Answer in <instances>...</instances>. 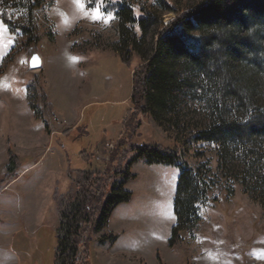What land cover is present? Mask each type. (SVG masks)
I'll use <instances>...</instances> for the list:
<instances>
[{
  "label": "rangeland",
  "instance_id": "374dc122",
  "mask_svg": "<svg viewBox=\"0 0 264 264\" xmlns=\"http://www.w3.org/2000/svg\"><path fill=\"white\" fill-rule=\"evenodd\" d=\"M196 1L170 0L173 10L165 11L158 0H99L95 8L103 18L94 20L88 5L85 14L74 0H47L36 14L34 41L16 27L27 25L24 12H13L14 32L0 19L6 26L0 31V264H54L60 195L63 208L74 204L78 217L85 216L79 252L90 264H264V208L220 171L216 145L192 142L140 116L117 146L127 132L132 75L142 59L134 53L125 62L113 50L118 19L104 6L125 2L136 16L148 9L168 24ZM35 51L43 65L32 70ZM145 143L177 150L180 163L201 168L208 184L207 198L198 203L200 222L180 232L172 247L181 171L143 158L132 163L134 178L125 185L131 200L95 231L99 208L137 154L132 149ZM10 151L20 163L14 174Z\"/></svg>",
  "mask_w": 264,
  "mask_h": 264
},
{
  "label": "trees",
  "instance_id": "16d2710c",
  "mask_svg": "<svg viewBox=\"0 0 264 264\" xmlns=\"http://www.w3.org/2000/svg\"><path fill=\"white\" fill-rule=\"evenodd\" d=\"M158 1L165 11L173 10L170 0ZM46 2L0 0V19L14 32L13 12H24L27 25L16 27L34 41L36 14ZM98 3L88 0L87 5L95 8ZM104 11L118 19L113 50L125 62L134 53L142 59L132 75L127 132L117 146L128 139L132 118L151 116L166 130L190 135L192 142L216 145L220 171L238 180L264 208V0H197L168 24L152 10L143 9L136 16L125 2L106 4ZM45 104L51 108L50 102ZM31 107L38 116V107ZM82 125L84 121L76 129ZM132 150L137 154L99 208L95 231L104 229L118 205L131 200L132 192L125 185L134 178L132 163L143 158L150 165L177 166L181 171L174 201L176 223L169 240L172 247L180 232L192 230L200 222L198 203L207 198L208 184L200 177L201 168L193 171L180 163L177 150L157 143L136 145ZM10 152L8 171L14 174L20 163ZM82 155L89 158L85 152ZM55 198L62 211L54 264H90L79 252L78 230L85 216L78 217L79 208L74 210V204L63 208V195ZM43 228L48 227H41L38 235ZM85 251L88 254V249L82 251L86 256Z\"/></svg>",
  "mask_w": 264,
  "mask_h": 264
},
{
  "label": "snow or ice",
  "instance_id": "6c2138e0",
  "mask_svg": "<svg viewBox=\"0 0 264 264\" xmlns=\"http://www.w3.org/2000/svg\"><path fill=\"white\" fill-rule=\"evenodd\" d=\"M74 2L78 5V7H79L82 11H85V10H86L88 0H74ZM101 2H102V0H101ZM85 14H88V13L85 11ZM92 18H93L94 20L103 18V17H102V14H101V10H100L99 7L94 8V9L92 10ZM107 19H108V20H111V19H113V17H112L111 15H109ZM5 27H6V26L3 25L2 22H0V31H3ZM35 59L38 60V57L35 58ZM73 59H76V58L74 57Z\"/></svg>",
  "mask_w": 264,
  "mask_h": 264
},
{
  "label": "water",
  "instance_id": "95a60500",
  "mask_svg": "<svg viewBox=\"0 0 264 264\" xmlns=\"http://www.w3.org/2000/svg\"><path fill=\"white\" fill-rule=\"evenodd\" d=\"M37 57H38V60L35 59ZM28 64H29V68L32 69V70L41 68L42 65H43V58L40 55V53L36 52V51L33 52L32 55L29 58V63Z\"/></svg>",
  "mask_w": 264,
  "mask_h": 264
},
{
  "label": "crops",
  "instance_id": "0c3cea01",
  "mask_svg": "<svg viewBox=\"0 0 264 264\" xmlns=\"http://www.w3.org/2000/svg\"><path fill=\"white\" fill-rule=\"evenodd\" d=\"M56 116H57V115H56ZM56 118H57V117H56ZM115 209H116V208H115ZM114 211H115V210H114ZM114 211H113V212H114ZM112 214H113V213H112ZM111 217H112V215H111ZM110 219H111V218H110ZM110 219H109V221H110Z\"/></svg>",
  "mask_w": 264,
  "mask_h": 264
}]
</instances>
